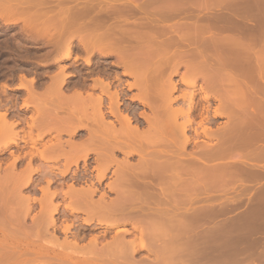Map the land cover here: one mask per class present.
Instances as JSON below:
<instances>
[{"label": "bare ground", "instance_id": "bare-ground-1", "mask_svg": "<svg viewBox=\"0 0 264 264\" xmlns=\"http://www.w3.org/2000/svg\"><path fill=\"white\" fill-rule=\"evenodd\" d=\"M17 1L0 2V24H20L57 67L41 84L24 79L19 118L0 106V154L17 151L0 159V237L17 235L0 264H245V221L263 228L264 185L249 217L230 222L221 217L239 196L196 206V193L225 196L227 182L256 187L263 176L264 12L200 13L209 0ZM252 2L259 13L264 1ZM73 56L86 69L114 57L148 112L121 110L117 92L106 112L101 95L70 88L61 64ZM218 117L227 123L215 128Z\"/></svg>", "mask_w": 264, "mask_h": 264}, {"label": "rangeland", "instance_id": "rangeland-1", "mask_svg": "<svg viewBox=\"0 0 264 264\" xmlns=\"http://www.w3.org/2000/svg\"><path fill=\"white\" fill-rule=\"evenodd\" d=\"M5 1V0H4ZM17 1V0H16ZM26 0H19V1H17L18 3H19V5L21 4V5H23V3L22 2H25ZM222 1V2H221ZM261 1V3L264 1V0H260ZM0 2H2L3 3V0H0ZM21 2V3H20ZM209 2H210V5L207 7V8H203L202 10H199V12L200 13H203V12H208L209 14H216V13H218V14H221V13H226L227 12V14H230V13H232L233 14V16H235V15H242L243 13H241V12H243L244 11V13L245 12H247V13H249L250 14V16H248V18L249 19H251V18H255V17H258L259 15H261L260 13H263L264 12V7H263V9L261 8V9H259L260 11H259V13H257L258 12V10L256 9V7L255 8H252L251 6H253L254 7V4L257 2H252V0H246V2L244 1V0H234V2L232 1V0H209ZM224 2V3H223ZM226 2H231V3H235V5H233V9H235L236 8V10H233V9H231V11H230V9L228 8L227 9V4L228 3H226ZM240 2V3H239ZM249 2H251V6H248L249 5ZM248 5H247V4ZM253 3V4H252ZM225 4V5H224ZM259 4V3H258ZM231 5V4H230ZM247 6V8H246V6ZM255 5H257V3L255 4ZM244 8H242V7ZM20 7V6H19ZM235 7V8H234ZM259 7V6H258ZM257 7V8H258ZM223 8V9H222ZM238 8V9H237ZM241 8V10H240V12H239V9ZM248 8H249V11H248ZM250 8H251V10H254V12H252L251 10H250ZM225 9V10H224ZM255 9H256V12H255ZM243 10V11H242ZM222 11V12H221ZM224 11V12H223ZM230 11V12H229ZM262 11V12H261ZM236 12H239V13H236ZM217 14V15H218ZM232 14H230V15H232ZM18 25H19V27H18ZM18 25H11V26H9V27H4L3 25H1L0 24V46H2V48H4L5 47V43L3 42V39H5L6 41H7V50H8V52L5 54V53H3L1 56L2 57H4L5 58V62H4V64H6V65H12L11 66V72H6V74L5 75H10V73H18V74H20L21 76H19L18 78H17V80L16 79H14V80H8V79H2L1 80V84H0V94H3V92H4V94H3V96H2V98H4V99H9V97H10V95L9 94H11L12 93V91H10L9 90V88L11 89V88H14V87H18V88H20L21 90H19L18 92L19 93H21V98H24V96H25V94H24V91H23V89H22V87H21V85L22 84H24V83H26V81L24 80V79H30V78H32V77H37V72H42V73H44L45 72V70L47 69V71H53L54 69H56L55 67H57V65H55V67L54 66H50V64L52 63L51 61H52V59H50V60H43L42 58H43V56L42 55H40V54H44V52H45V49L47 50L48 48H42V49H44V50H42V49H40V51H39V49H36V47H40L41 45L39 44V43H34L35 41H33L30 37V40H29V38L26 40V38H27V36L25 37V35H24V37H22L23 36V33L21 32V34H20V27H21V25L20 24H18ZM18 31H19V34H18ZM16 34H18V35H15ZM22 35V36H21ZM9 36L11 37V38H9ZM22 38H21V37ZM17 37V38H16ZM15 38H16V40H15ZM8 39V40H7ZM11 39V40H10ZM23 39V40H22ZM10 40V41H9ZM19 40V41H18ZM24 40H26L25 42H24ZM29 40V41H28ZM31 40H32V42H31ZM76 40L73 42V44H76ZM32 43V44H31ZM26 44V45H25ZM6 48V47H5ZM27 49V50H26ZM31 50V51H30ZM48 51V50H47ZM46 51V52H47ZM27 52H29V53H27ZM10 54V55H9ZM42 56V57H41ZM41 57V58H40ZM56 60V59H55ZM108 60H110V61H114L115 60V58L114 57H111V58H109ZM93 61H94V59H93ZM58 62V61H57ZM72 62V59L71 60H68V61H65L64 63H62L61 65H68V64H70ZM35 63H37V64H35ZM53 63H54V61H53ZM79 63H80V67H82L83 65H84V63H83V60H79ZM4 64L3 65H1V66H4ZM48 66V67H47ZM34 67L36 68V69H34ZM39 67V68H38ZM14 68H18V70H14ZM22 68H30V70H26V69H22ZM35 71V73H32V71ZM2 71H5L4 70V68H2ZM182 71V70H181ZM174 79L175 80H177V79H179V75H177V76H174ZM129 81L131 80V79H128ZM24 81V82H23ZM199 84H200V82H199ZM4 86H7V87H4ZM20 86V87H19ZM9 87V88H8ZM7 88H8V90H7ZM198 91V90H197ZM220 92H221V90H219ZM6 93V94H5ZM178 93H176L175 95H177ZM8 95V96H7ZM24 95V96H23ZM202 95V93H200V96ZM262 96H263V94H261ZM213 102V101H212ZM18 104H14L13 106H17ZM19 107H20V110H18V113H22L24 110V108H22V99L19 101ZM216 105V106H215ZM217 105H218V102L217 101H214L213 102V104L211 105L212 107H217ZM1 108V107H0ZM1 111H4V109L2 108V109H0ZM11 113H15V111H11ZM30 113L31 112H27L26 113V115H27V117L28 116H30ZM10 115V113H8V116ZM7 116V117H8ZM8 118H12L11 120H13V119H16L15 117H13V116H9ZM216 123H215V128H217V127H223L224 125H225V123H227V119L225 118V117H218L217 119H216V121H215ZM18 128L16 129V130H18L19 131V129H20V127H22V126H20V125H18L17 126ZM202 140V139H201ZM213 143L215 142V141H212ZM200 143V142H199ZM202 143V142H201ZM200 143V144H201ZM188 149L190 150L191 149V146H189L188 147ZM16 150V148L15 147H10L9 149H7V150H5L2 154H0V158H3V159H11L10 158V152L11 151H15ZM22 155V154H21ZM264 160H262V161H260V162H263ZM259 162V165H261V167H262V170H264V162L263 163H260ZM20 165V164H19ZM20 168H21V166H20ZM19 168V169H20ZM72 169H74V168H72ZM261 175H263V176H261V177H259V179L261 180H259V179H257V183H258V185L256 186V187H252L251 186V184L249 183V181H251V180H248V179H245V180H241L242 181V183L241 182H234V183H232V181H229V182H227V184H228V188L230 189H228V191H226L225 192V196H224V194H220V191L219 190H221V189H219L218 191H217V193H215L216 191L214 190V191H212L211 193L209 192V196H206L205 194H202L201 192H202V190H197L198 192L196 193V195H197V202L199 203L200 201V199L202 200V199H204L203 201H201V202H203L202 204H201V202L198 204V205H196V206H203V205H205V204H211V205H217L218 203H219V201L218 200H221V198H223L224 199V197L225 198H227L228 200L229 199H231V200H233L232 202L234 203L235 202V199L237 198V196H239V198H241L242 199V203L243 204H240V206L238 205V207H240V208H237V206H236V208H234L235 206H233V205H231L230 207L233 209V211H230V213H228V215L226 216L225 215V217H221L222 219H228L229 221L228 222H230V221H235V219L237 218V217H239L241 214L243 215L245 212L247 213V211H248V209H249V201H248V197H249V195H250V197H251V194H253L254 193V191H256V189H260L261 188V186L262 185H264V173H262ZM245 184H244V183ZM231 183H232V185H234V186H232L231 185ZM231 185V186H230ZM253 185V184H252ZM230 186V187H229ZM252 188V189H247V188ZM236 188H238V189H236ZM254 188V189H253ZM225 189H227V188H225ZM244 189H245V191H244ZM240 191V192H239ZM245 192V193H243V192ZM247 192V193H246ZM213 193V194H212ZM198 194H200L199 195V197H198ZM245 195V196H241V195ZM37 195V194H36ZM248 195V196H247ZM112 196V195H111ZM217 196H220V197H217ZM213 197V198H212ZM236 197V198H235ZM246 197V198H245ZM209 198H211L212 199V201H211V199H210V201L208 200ZM220 198V199H219ZM205 199L207 200V201H205ZM222 199V200H223ZM214 200V201H213ZM238 200V199H237ZM236 200V201H237ZM209 201V202H208ZM216 201V202H215ZM230 201V200H229ZM207 202V203H206ZM213 203V204H212ZM244 207H243V206ZM233 206V207H232ZM240 214V215H239ZM238 215V216H237ZM246 215V214H245ZM234 216H236V218L234 217ZM247 216H248V213H247ZM221 218H219L218 217V219L216 218V221L214 220L213 222L215 223V222H220V220H222ZM262 218V216H260V219ZM232 219V220H231ZM258 220H259V218H258ZM257 222V221H256ZM259 223H260V220L258 221ZM214 223H211V221L209 222V224H210V226L212 227L213 226V224ZM253 223H254V225L255 226H257V224H255V220L253 221ZM212 224V225H211ZM254 225H251V223L249 224V223H247V238H245V239H247L246 240V242H245V246H246V248H247V250L245 251V253L243 254L245 257H246V259L245 258H243V256H242V258L243 259H245V260H243L242 262H244L245 264H264V226H263V228L261 229V228H258L257 230H255L254 229ZM264 225V224H263ZM127 227H129V226H127ZM15 236H13L12 234H8V235H6L5 237H2V239H1V237H0V248L2 247V249L5 251L6 250V252L7 251H9V249L8 248H10V246H9V244L11 245V243L12 244H14V242L17 240L16 239V237H17V235H16V233H13ZM245 236V237H246ZM4 238V239H3ZM49 243V242H48ZM47 243V244H48ZM6 244H8V247L6 246ZM46 243H45V245L47 246V247H53L52 245L50 246L49 244L47 245ZM52 244V243H51ZM252 244V245H251ZM248 245V246H247ZM12 247V246H11ZM7 248V249H6ZM2 249H0L1 251H3ZM11 249V248H10ZM14 252H16V250H14ZM18 252H16V254H17ZM141 254H145L144 252L143 253H141ZM15 256H19V253H18V255H15ZM14 256V257H15ZM21 256V255H20ZM145 256V255H144ZM136 257H139V256H137L136 255ZM241 264V263H240ZM243 264V263H242Z\"/></svg>", "mask_w": 264, "mask_h": 264}, {"label": "flooded vegetation", "instance_id": "flooded-vegetation-1", "mask_svg": "<svg viewBox=\"0 0 264 264\" xmlns=\"http://www.w3.org/2000/svg\"><path fill=\"white\" fill-rule=\"evenodd\" d=\"M3 42L5 43L4 45L6 48L5 47L2 48V46H0V82L2 79L17 80V78L21 76L18 73H10V75L9 74L5 75L6 72L8 71L11 72L10 68L12 65L4 64L5 58L2 57L1 55L3 53L6 54L8 52L7 50L8 48H7V41L3 39ZM36 49L38 48L36 47ZM71 59L72 62L66 65V67L70 70L69 72H71L69 78L70 80L68 81L70 88L76 87L82 90L83 92H90L96 96L101 95L104 109L106 110V112L110 103L109 98L110 96L114 95L113 93L115 92L119 94V103L121 110L129 109L136 111L138 113L148 112L149 108L147 106L142 105L140 101L137 99V96L139 95L137 90L134 87H130V85L133 83L132 77L130 75L124 74L123 69L121 67L114 66L113 61L107 60L106 62H104V64L100 63L102 65L95 64L94 66L92 65L89 69H86L85 64L82 67H80L79 60H83L82 58L75 59V57L73 56ZM3 64L4 66H1ZM2 68H4L5 71H2ZM22 69L30 70V68H22ZM34 69L36 68L34 67ZM73 69L74 71H76V73H72L71 70ZM14 70H18V68H14ZM45 72L44 73L37 72V77H32V78H34L39 84H41L40 81L46 77ZM32 73H35V71L33 70ZM128 79L131 80L129 81ZM9 90L12 91V93L9 94L10 95L9 99L2 98L3 94H0V102H1L0 106H4L6 107V109H9L10 117L14 116L19 118V115L21 116L22 114V113L21 114L18 113V110H20L19 101L21 99L23 100V98H21V93H19L18 91L21 89L18 87H14ZM14 104H18V105L13 106ZM11 111H15V113H11ZM20 125L22 126L24 124H20ZM14 152L16 153L17 151ZM19 156L20 157L22 156L21 153H19ZM0 159L4 161L10 160L3 158ZM18 162L20 163L21 159H19Z\"/></svg>", "mask_w": 264, "mask_h": 264}, {"label": "crops", "instance_id": "crops-1", "mask_svg": "<svg viewBox=\"0 0 264 264\" xmlns=\"http://www.w3.org/2000/svg\"><path fill=\"white\" fill-rule=\"evenodd\" d=\"M263 193H264V192H263ZM263 207H264V205H263ZM263 207H262V209H261L262 211L264 210ZM263 213H264V211H263ZM263 213L261 212V215H262ZM261 215H260V216H261ZM247 217H249V216H247ZM247 220H249V219L246 218V221H245L246 223H251L250 220H249L248 222H247ZM251 220H252V219H251ZM252 222H253V221H252ZM260 223H263V224H264V214L262 215V218H261V220H260Z\"/></svg>", "mask_w": 264, "mask_h": 264}]
</instances>
